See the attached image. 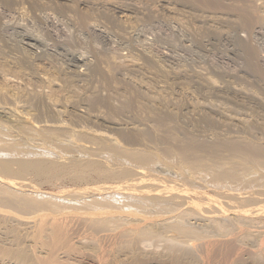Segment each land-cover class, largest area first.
Listing matches in <instances>:
<instances>
[{
	"label": "bare ground",
	"instance_id": "1",
	"mask_svg": "<svg viewBox=\"0 0 264 264\" xmlns=\"http://www.w3.org/2000/svg\"><path fill=\"white\" fill-rule=\"evenodd\" d=\"M183 1L200 2L202 7L225 6L224 0ZM235 1L227 3L237 12L235 23L249 27L254 21H264V4L260 11L251 3ZM0 2L8 9L19 5L11 8L34 22L58 21L88 34H95L103 16L117 25L138 19L132 16L133 7L116 2L108 7H98L94 0ZM181 2L169 0L168 13L177 15L185 5ZM132 21L120 24L128 26ZM31 36L26 34L28 42L15 50L19 55L4 61L14 73L1 72L7 68L0 64V264H264V139H257L260 135L253 140L240 133L230 136L232 130L225 135V130L211 133V129V136H205L209 138H200L190 129L180 131L176 112L166 107L162 111L152 103L150 107L146 102L156 99L152 90L122 77L130 61L121 55L118 60L95 48L91 51L94 62L82 54L72 59L85 65L84 71L53 65L48 59L51 71L47 72L48 62H42L47 54L32 51L37 40L30 42ZM244 53L263 83L264 69L256 63L255 48ZM152 59H147L149 67L155 64ZM200 76L198 80L204 77ZM212 77L208 76V83H215ZM18 78L24 84H17ZM144 107L149 108L147 118L144 112L141 117L147 123L151 120L148 125L138 118ZM130 111L139 113L132 116L135 121H128L130 115L127 120L123 117ZM225 116L224 120L234 119ZM230 121L228 126L236 125ZM236 121L240 129L248 124V120ZM125 123L131 124L127 132ZM252 129H248L251 134ZM125 141L131 146L123 145ZM133 143L140 146L134 148ZM28 174L44 180L68 175L77 181L95 174L109 182L131 174L137 177L117 185L96 182L75 194L65 189L48 195L33 189L28 192L23 182ZM85 191L100 195L90 198L91 193L87 199Z\"/></svg>",
	"mask_w": 264,
	"mask_h": 264
},
{
	"label": "rangeland",
	"instance_id": "2",
	"mask_svg": "<svg viewBox=\"0 0 264 264\" xmlns=\"http://www.w3.org/2000/svg\"><path fill=\"white\" fill-rule=\"evenodd\" d=\"M168 1L166 0H160V1L159 0H150V1L149 0H115V1L114 0H103V1L94 0L93 2L95 3L94 5H98V7L101 4L103 6L108 7L111 3L114 4L115 2L117 4L119 3L117 6H120L122 4L125 7L127 6L129 7L130 5V7H133L131 8V10H133L134 12L132 16L138 17V19L135 20V22L131 20L133 24L128 25V26H125V25L123 26L121 24H126V22L127 23L129 22L128 24H130L131 21H126L124 23L118 22V25H117V22H115L114 19L112 20L111 17L103 16L99 18L100 20L99 22H101V24H98L100 27H97L98 30L95 31V34L93 33L88 34L85 31L82 32L79 29H77V27H73L72 25H65L62 22H60L61 23L60 24L58 23V21L56 22L54 21L55 22L54 23L52 20H49L48 22H46V24L44 23L42 24L36 21L34 22L30 18H28L29 17L28 15L22 14L23 16H21L20 13H15L13 9L14 8L13 6L15 5L11 6L13 8L9 7L10 9H8L6 8L7 6L5 7V5L0 2V52H2L1 53L2 55L0 54V64L4 63L5 60L8 61V59L10 61L13 60L16 54L19 55V52L15 50L17 49L19 51V48H21V46H25L24 45L25 40L27 41L26 34L32 35L31 37L33 40H30V42H34L35 40H37L36 42L37 47L35 46L32 49V51L39 53L42 50L41 51L42 53L45 52V55L47 54L46 56L48 58L42 61L43 64L44 63L46 64L48 62L47 68L49 66L48 65L49 62H51L52 60L53 65L54 64L61 65V66L63 65L66 68L67 66L68 67L76 66L77 70L81 69V71H84L83 68L85 67V65L76 64V62H74L72 59L81 58L80 55L82 54V58L84 57V59H86L87 61L94 62V56L91 52L93 49L96 48L98 51H102V52L105 51L104 53H106L107 51L108 54H111V55L114 54V56L118 57V60L120 59L119 56L121 55L120 56L121 59L127 62L130 61L129 62L130 66L128 65L130 68L128 69L126 68L127 70L124 69V71L126 70L125 72L122 71L121 73V75L123 74L122 77H125L128 80L130 79L131 82H134L137 85L138 84L140 85L143 83L142 84L143 87L145 88L147 87L150 90H152V93L154 94L152 96L156 97L158 101H155L156 100L155 98H154L155 100L150 99L149 102H146V104H148L149 106L152 103L154 106L160 105L162 111L163 110L165 111L164 107H166V109L168 110L171 109L170 110L171 112L170 111H168V113L165 112L168 115H172L170 114L172 113V111L176 112L178 116L177 115L175 116L179 117L180 119L179 120L178 118H176V121H179L177 122V126L179 124L181 125V127H179L180 131L190 129L192 132H195V134L197 133V135H199L200 138H209V136L211 135H209L208 133H210L211 129H212L211 133L218 132V130H220V132L225 130L223 132L224 134L226 133L225 135H228L231 133L230 136L231 135L234 136L236 134H237L236 136H238V134L240 133L241 135L242 134L246 136L248 135L247 137L251 139H253L255 135L256 137H259L258 135H260V137L257 139H261V138L264 139L263 137L264 136V89H263L264 82L262 83L261 80H258L255 77L251 67L247 63L249 59L248 56L246 55L247 53H244V50L247 51V49L248 48L250 49L251 46L255 48L256 53H257L256 56L258 55V57H256L257 59H255L256 61L257 60L258 61L257 62L255 61V62L258 63L259 67H262L264 69V21H261L262 25L260 24V22L254 21L252 24H249L250 25L249 27L245 26L244 24L241 25L240 23L239 24L235 23L234 18L237 15V12L235 13L234 11L236 10L233 9L232 7H231L232 10H231L230 7L228 6L229 4H227L228 2L230 3L231 1L232 3L235 0H224L226 2V3L223 2L225 6L222 5L223 7L220 6L219 8L217 7L213 8L210 6H209L210 8L202 7L200 2L196 3V5L195 3H192L191 5L190 3L184 2L182 0V2L184 3L182 2L181 3L185 4L186 6L185 5L184 7H182L183 5L180 6L181 10L178 11L180 14L178 13L177 15H172L168 13V11L166 10V8L172 4L170 3L168 5L167 3ZM235 2H241L244 5H248L251 3V5H254L256 8L259 7L260 11L263 10L264 0L262 1L261 0H238ZM186 3L189 5H187ZM17 6H15V8ZM226 6L228 7V9L226 8ZM135 10H137L138 12ZM211 16L212 18H209ZM243 27L247 29H244ZM45 28H47V30ZM42 29L45 32L47 31L46 33L49 34V38L51 36L52 39L56 40V43H55L56 45L55 44L53 45L52 40L48 38V35L46 34L44 35V31H42ZM39 30L40 32H38ZM40 33L41 34L43 33L41 38L39 36ZM46 36H47V39H44L46 38ZM249 45L251 46L249 47ZM8 51H10L11 53ZM47 52H49V54ZM246 56H247V59H246ZM146 58L150 60L152 59V62L155 64L149 67L148 61ZM48 59H51V60L49 61ZM1 65L3 66V68H7L4 70L2 68L3 71L1 72L6 71V72H9L10 74L14 73L12 72L11 68L9 69L10 65H6L5 63L4 65L3 64ZM47 68L45 71L50 72L51 69L49 71V68L51 67H49L48 69ZM23 71H25L24 74H28L27 69ZM175 74L177 76L179 75L180 76L175 77ZM198 75L204 76L205 79H203L204 78L203 77L202 78L203 80L201 78H199L200 80H198ZM208 76L215 77L214 78L215 83H213L212 81L211 82L213 84L211 82L208 83L207 82L208 80H206L208 79ZM10 77L15 79V77L13 76H10ZM183 77H185L186 80ZM22 78H24V76ZM22 78H18L19 81L17 80L18 82L17 84L19 83L24 84L25 78L23 80ZM92 84L91 85L89 84L88 86H92ZM160 94L161 96H159ZM179 98L182 100H177ZM160 99L165 105L161 103ZM159 101L161 104L159 103ZM180 101H182V104L177 105L181 103ZM174 103H177V104L175 105ZM194 104L196 105L195 107H194ZM153 105H151L150 107H152ZM162 106H163V109H162ZM146 108L143 109L145 111L140 110L142 112V113L140 112L141 113L139 115L140 117H138L139 113L137 114L135 112L136 114L135 115L133 111L132 112L130 111L129 112L130 114L126 113L125 116L123 117L125 118L126 115L127 117L130 115L132 119L126 117L127 119H129L128 121L130 122L131 120L135 121L133 117L136 116L138 118H142L141 116H143V112L145 113L149 109V108L147 109ZM178 110L180 113L178 112ZM214 111H216V113ZM205 112L208 115L202 116L203 114H205ZM224 113L227 115L225 116ZM147 114L145 115L146 118H147ZM200 114L202 117L199 116ZM209 116L211 117L209 118ZM224 116L225 117L228 116L229 118L231 116V118H234L235 120L234 119L231 121L230 119L224 120ZM123 117H120V118H123ZM115 118H118V117H115ZM143 118H142V121H140L141 119H138V120L140 122L146 121L145 122L146 125L151 123V120H149L147 123V119L144 118L145 120H143ZM236 119H244L246 121L248 120V124L244 125L245 127L251 124L252 121H254L252 122V125L253 123H257V124L254 125L253 129L251 127L252 125H249V128L247 127V131H246L245 128L243 129L244 127L243 125H242V129H240L241 123L239 122L240 123L239 124L236 121ZM228 120L230 122L233 121V123L235 122L236 125L232 123L231 125L228 122L230 126L229 127L227 125ZM128 124L126 125L125 123V125L127 126L125 129L126 130L125 132L128 131V128L129 129L131 128V124L130 126ZM237 124L238 126L240 125L239 129H238ZM69 126H72V125H69ZM195 126L197 127L196 129H195ZM77 127L79 126L75 125L74 128H77ZM182 127H184V129ZM71 128L73 132L75 129H73V126ZM91 128L94 129V127H91ZM248 129L253 130V133H252L253 135L251 134V131L249 133ZM67 130L70 131V128H68ZM226 130L228 132L230 130L232 131L228 133ZM248 133L251 134V136ZM111 135L112 134H109V136ZM206 135H209V136L205 137ZM257 139H253V140H257ZM126 142L127 141L123 143H126ZM80 143H84V141L82 142L80 141ZM127 143L130 145L131 142H127ZM127 143L123 145L129 147ZM132 145H134V143ZM137 146H138L137 144L134 145V148ZM131 175L132 176H129L128 178H125V179L124 178H114L115 180L109 179L110 182L108 181V179L106 180V178H101V177H100V180L102 179V181H100L99 178H97L99 176H95V174L94 175L91 174L90 178L89 179L87 178L88 180L87 179L81 180L83 182L74 180L68 175L58 176V177L52 178L51 180L50 179L44 180V179H39V178L37 179L36 177L28 174L27 176L26 175L24 176L27 179L25 178L26 180H23V179L22 180L23 182L25 181L24 183H27V186H29L27 187L28 189L23 187L24 189H27L28 192H31V190L33 189V192L37 190L38 192L42 194L49 195V194H55V193L57 194L59 191L67 189L71 191V193L74 192L75 194L76 193L75 191H78V192L81 190L83 191L86 185L87 187H89L91 186V184L95 185L96 182H99V184L102 183L106 185H109V184L112 185L111 183H113V185L114 184L117 185V184L125 183L127 181L126 179H129L130 177L131 179L132 177L134 178L137 177V175L136 177L134 174H131ZM103 179H105L106 181ZM121 179L124 181H121ZM26 181H29V182L31 181V182L28 185L29 182H26ZM31 185L33 187H31ZM78 187H80L79 188L80 190L78 189ZM91 193L92 191L91 192L85 191L87 199H89L88 195L90 196ZM98 194L100 195V193H96V196H95L94 193H92V196H90V198L97 197ZM10 220L12 219L10 218Z\"/></svg>",
	"mask_w": 264,
	"mask_h": 264
}]
</instances>
